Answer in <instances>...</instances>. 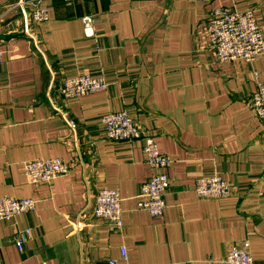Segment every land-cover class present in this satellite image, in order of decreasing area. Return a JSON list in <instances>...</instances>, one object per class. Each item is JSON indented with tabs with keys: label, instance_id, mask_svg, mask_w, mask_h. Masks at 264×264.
Returning a JSON list of instances; mask_svg holds the SVG:
<instances>
[{
	"label": "crops",
	"instance_id": "crops-1",
	"mask_svg": "<svg viewBox=\"0 0 264 264\" xmlns=\"http://www.w3.org/2000/svg\"><path fill=\"white\" fill-rule=\"evenodd\" d=\"M18 1L0 0V198L37 207L0 222V264H229L246 240L264 264V127L251 109L264 56L219 63L206 27L218 9H253L264 32V0H43L49 21L28 25ZM84 73L108 89L61 99L64 79ZM120 111L173 163L163 217L137 210L152 175L141 145L105 138L103 116ZM54 158L71 173L31 184L24 164ZM212 174L232 197L197 196V179ZM104 189L119 192L122 231L92 220ZM22 231L31 236L18 245Z\"/></svg>",
	"mask_w": 264,
	"mask_h": 264
},
{
	"label": "built area",
	"instance_id": "built-area-1",
	"mask_svg": "<svg viewBox=\"0 0 264 264\" xmlns=\"http://www.w3.org/2000/svg\"><path fill=\"white\" fill-rule=\"evenodd\" d=\"M210 4L214 0H193ZM43 0H19L17 7L22 8V16L28 23L45 24L50 16L42 7ZM27 6L29 11H25ZM95 19L86 16L83 20L86 37L93 38ZM208 47L212 50L219 63L245 61L249 64L264 56V32L258 25L255 10L240 12L230 8H221L213 12L207 23ZM3 64V52L0 50V68ZM258 80L259 76L254 73ZM59 91V97L67 103L77 101L86 95L96 94L108 89L109 84L104 77L96 78L89 73L78 74L64 79ZM251 109L264 127V84L259 83L251 99ZM105 138L113 143L129 142L140 144L143 148L146 164L152 173L148 182L140 190L137 210L147 212L153 218L163 217L166 204V194L170 180L168 171L172 161L160 151L156 136L137 126L133 117L126 111L109 113L101 121ZM68 126L75 130L73 120ZM25 174L30 183L38 186L51 184L55 179L66 177L71 173V167L63 159L26 162ZM196 194L202 200L224 199L233 196L231 184L219 174L207 175L196 181ZM95 205L91 216L94 223L105 222L112 228L122 231L124 228L123 210L119 192L114 189L99 190L95 197ZM37 202L32 199L17 200L11 197L0 198V222L12 223L22 215H28L36 210ZM31 235L22 231L16 238L18 245H23ZM226 257L229 264H256L252 258L251 245L248 240L232 244ZM128 258L127 249H123V259ZM110 264H117L112 262Z\"/></svg>",
	"mask_w": 264,
	"mask_h": 264
}]
</instances>
